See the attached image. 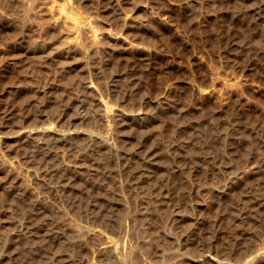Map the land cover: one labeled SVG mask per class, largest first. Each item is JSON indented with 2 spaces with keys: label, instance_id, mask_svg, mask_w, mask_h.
<instances>
[{
  "label": "rangeland",
  "instance_id": "rangeland-1",
  "mask_svg": "<svg viewBox=\"0 0 264 264\" xmlns=\"http://www.w3.org/2000/svg\"><path fill=\"white\" fill-rule=\"evenodd\" d=\"M1 1L0 264H264V0Z\"/></svg>",
  "mask_w": 264,
  "mask_h": 264
},
{
  "label": "bare ground",
  "instance_id": "bare-ground-1",
  "mask_svg": "<svg viewBox=\"0 0 264 264\" xmlns=\"http://www.w3.org/2000/svg\"><path fill=\"white\" fill-rule=\"evenodd\" d=\"M34 1H35V0H34ZM2 2H3V1L0 0V5L2 4ZM7 4H8V3H7ZM10 4H11V3H10ZM5 5H6V2H5ZM8 5H9V4H8ZM256 6H259V5H256ZM248 7H249V6H248ZM260 7H261V6H260ZM2 8H3V7H2ZM256 8L259 9V7H256ZM252 9H253V8H252ZM259 10H260V9H259ZM255 11H256V10H255ZM257 13H259V11H257ZM259 16H260V15H259ZM24 20H25V19H24ZM7 22H8V21H7ZM9 22H10V21H9ZM11 23H12V22H11ZM1 24H2V23H1ZM3 24H4V23H3ZM2 26H3V25H2ZM5 26H6V24H5ZM3 27H4V26H3ZM7 27H8V26H7ZM8 28H9V27H8ZM1 29H3V28H1ZM20 32H21V30H20ZM20 32H19V33H20ZM22 32L24 33L23 30H22ZM22 32H21V33H22ZM19 33H18V34H19ZM26 33H27V32H26ZM26 33H25V34H26ZM22 35H23V34H22ZM20 36H21V34H20ZM22 37H23V36H22ZM23 38H24V37H23ZM17 41H18V40H17ZM19 41H20V40H19ZM22 41H23V40H22ZM67 52H68V51H67ZM28 130H30V129H28ZM30 131H31V130H30ZM32 133H33V132H32ZM28 134H29V133H28ZM44 154H45V153H44ZM260 162H261V161H260ZM56 166H57V165H56ZM50 167H51V166H50ZM52 167H53V166H52ZM48 169H49V168H48ZM53 169H54V168H53ZM59 169H60V168H59ZM49 171H50V170H49ZM51 172H52V170H51ZM56 172H57V171H56ZM54 173H55V172H54ZM62 174H63V173H62ZM11 178H12V177H11ZM14 178H15V177H14ZM56 178H57V177H56ZM59 179H60V178H59ZM10 180H11V179H10ZM52 180H53V179H52ZM11 181H12V180H11ZM11 181H9V182H11ZM18 185H19V184H18ZM14 188H15V187H14ZM21 190H22V189H21ZM21 190H20V191H21ZM18 195H19V194H18ZM10 198H11V197H10ZM21 198H22V197H21ZM3 202H4V201H3ZM6 204H7V203H6ZM4 206H5V205H4ZM253 256H254V255H253ZM262 257H264V255H263ZM262 257H261V258H262ZM247 259H248V257H247ZM247 259H246V260H247ZM256 259H257V258H256ZM246 260H245V261H246ZM252 260H253V258H249L244 264H254V263L252 262ZM263 260H264V258H263ZM61 261H62V260H61ZM242 263H243V262H242ZM255 263H256V262H255Z\"/></svg>",
  "mask_w": 264,
  "mask_h": 264
}]
</instances>
